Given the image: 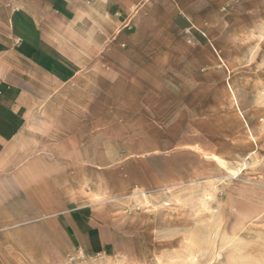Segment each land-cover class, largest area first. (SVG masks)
Wrapping results in <instances>:
<instances>
[{"label": "rangeland", "instance_id": "1", "mask_svg": "<svg viewBox=\"0 0 264 264\" xmlns=\"http://www.w3.org/2000/svg\"><path fill=\"white\" fill-rule=\"evenodd\" d=\"M123 2L112 39L142 49L138 111L113 133L127 163L89 171L75 204H1L0 264H264V0ZM88 205L105 244L67 224Z\"/></svg>", "mask_w": 264, "mask_h": 264}, {"label": "crops", "instance_id": "2", "mask_svg": "<svg viewBox=\"0 0 264 264\" xmlns=\"http://www.w3.org/2000/svg\"><path fill=\"white\" fill-rule=\"evenodd\" d=\"M123 1L139 0H0V205L75 204L89 171L107 181L109 165L127 163L118 142L113 159V133L138 111L142 49L118 46L125 30L112 39ZM92 211L73 208L67 224L79 243L105 244Z\"/></svg>", "mask_w": 264, "mask_h": 264}]
</instances>
